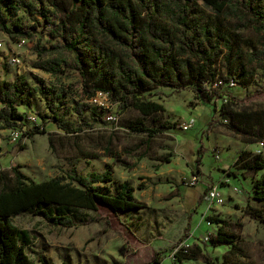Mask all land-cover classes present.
<instances>
[{
    "label": "rangeland",
    "instance_id": "rangeland-1",
    "mask_svg": "<svg viewBox=\"0 0 264 264\" xmlns=\"http://www.w3.org/2000/svg\"><path fill=\"white\" fill-rule=\"evenodd\" d=\"M31 2L23 0L17 15L6 12L8 23L32 25L39 17L25 5ZM226 22L232 30L241 23L236 17ZM239 32L259 44L254 27ZM0 41L6 47L0 49L1 78L12 80L18 72L32 71L49 83L55 81L50 74L33 68L34 42L19 47L1 30ZM7 48L22 54L25 63L12 66L6 57ZM249 63L257 70L253 81L229 88L233 96L218 99L216 110L202 103L189 87H158L152 99L164 104L165 111L142 117L133 107L122 109L102 97L106 106L92 107L84 123L68 112L66 119L75 120L76 127L81 128L68 134L55 122H44L39 116L47 112L42 98L37 97L31 106H19L20 112L37 120L0 129L3 171L14 175L12 168L16 167L27 182H40L67 174L75 165L87 174L92 170L103 172L111 163V189L129 181L137 199L146 204L117 215L106 208L80 211L90 222L78 227H55L29 213L17 216L13 222L33 236L30 255L36 260L44 256L48 264H264V223L248 213V206H264L253 197V180L264 170L244 167L251 154L264 155V142L255 141L250 133L252 128L264 132V61ZM227 65L219 62L221 74H227ZM65 83H71L76 93L81 87L77 76ZM139 118L157 132L150 135L136 131ZM35 126L46 131L24 135ZM14 131L20 132L17 140ZM243 150L249 153L239 159ZM194 177L197 182L192 184ZM213 187L222 193L224 204L209 203L207 193ZM211 217L227 223L212 222ZM221 226L231 234L235 247L211 241ZM179 242L192 248L191 258L179 261L173 255Z\"/></svg>",
    "mask_w": 264,
    "mask_h": 264
},
{
    "label": "trees",
    "instance_id": "trees-1",
    "mask_svg": "<svg viewBox=\"0 0 264 264\" xmlns=\"http://www.w3.org/2000/svg\"><path fill=\"white\" fill-rule=\"evenodd\" d=\"M23 5V0H0V30L14 41L32 40L33 68L55 81L49 83L32 71L18 72L12 80L0 77V129L35 123L37 117L33 121L18 107L31 106L37 97L45 101L47 112L39 113L44 122L53 121L68 134L81 130L75 120L66 119L69 111L84 123L92 107H105L89 102L98 92L107 93L113 105L151 117L166 109L152 99L156 88L189 87L216 110L218 99L233 96L229 88L253 81L257 70L249 62L264 61V0H32L25 5L40 19L32 25L9 24L6 12L17 15ZM230 17L241 21L233 30L226 22ZM250 26L259 34L258 45L239 32ZM221 60L228 64L226 75L219 71ZM74 76L80 77L77 93L65 83ZM137 123L136 131L157 132L141 118ZM45 131L35 126L24 135ZM250 131L255 141L264 142V132ZM247 153L243 150L239 159ZM244 167L264 170L263 153L251 154ZM12 171L14 175L0 168V264L49 262L28 252L33 236L13 222L22 214L41 217L55 227H78L90 222L79 214L83 210L106 208L117 215L146 207L129 181L111 189V163L103 172L87 174L75 165L67 174L40 182H27L16 167ZM253 191L254 199L264 203V173L253 180ZM248 213L264 223V206H248ZM211 221L227 223L219 217ZM211 239L215 245L236 246L222 226ZM190 249L177 251L175 257L191 258Z\"/></svg>",
    "mask_w": 264,
    "mask_h": 264
},
{
    "label": "built area",
    "instance_id": "built-area-1",
    "mask_svg": "<svg viewBox=\"0 0 264 264\" xmlns=\"http://www.w3.org/2000/svg\"><path fill=\"white\" fill-rule=\"evenodd\" d=\"M32 42L33 41H31L28 38H21L20 40L17 41V45L19 47H21V46H24V45H28V44H30ZM0 49H2V50L6 49V47L4 46V42L3 41H0ZM7 56H8L9 63L12 66H15V67L16 66H22L23 65V62L25 63V57L22 54L17 53V52L11 53V49H8ZM231 84L232 85H236L237 83H235L232 80L231 81ZM102 97L107 98V100L109 101V98H108V94L107 93L98 92V94L94 98L90 99L89 102L92 103V104L98 105V106H106V102L107 101L101 100ZM30 118L33 121L36 120V117L35 116H31ZM109 118L110 119L111 118L114 119L116 117L109 116ZM188 127H189V125H185V128H188ZM19 136H20V132L19 131H14L13 132V138H14V140H17L19 138ZM196 182H197L196 177H194L193 178V181L191 183L192 184H195ZM207 198H208V201H209L210 204L222 205V204L225 203V198L223 197V195L220 192V190L218 189V187H213V188L209 189L208 190V193H207ZM174 248L175 249L173 251V255L175 256V253L177 251H180V250L187 251V249L189 248V246L187 244H185V242H179Z\"/></svg>",
    "mask_w": 264,
    "mask_h": 264
}]
</instances>
